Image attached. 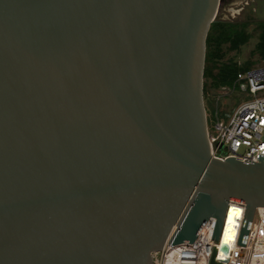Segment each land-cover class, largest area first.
Returning <instances> with one entry per match:
<instances>
[{"label": "water", "instance_id": "1", "mask_svg": "<svg viewBox=\"0 0 264 264\" xmlns=\"http://www.w3.org/2000/svg\"><path fill=\"white\" fill-rule=\"evenodd\" d=\"M220 1L0 0V264H154L228 202L245 245L264 155L211 156Z\"/></svg>", "mask_w": 264, "mask_h": 264}, {"label": "built area", "instance_id": "2", "mask_svg": "<svg viewBox=\"0 0 264 264\" xmlns=\"http://www.w3.org/2000/svg\"><path fill=\"white\" fill-rule=\"evenodd\" d=\"M237 87L247 93V98L233 109L223 108L220 100L230 97ZM211 117L209 124L206 111L212 157L258 163L257 155H264V69L238 73L231 88L214 98ZM244 214L245 206L228 202L218 240L211 239L216 218L210 217L193 242L169 245L167 241L154 264H264V206L256 208L245 245L241 246L237 243Z\"/></svg>", "mask_w": 264, "mask_h": 264}, {"label": "rangeland", "instance_id": "3", "mask_svg": "<svg viewBox=\"0 0 264 264\" xmlns=\"http://www.w3.org/2000/svg\"><path fill=\"white\" fill-rule=\"evenodd\" d=\"M216 19L243 24L245 31L250 34V38L245 44L238 50L226 51L225 56L220 61L222 63H236L238 66L247 65L250 70L264 69V59L261 57V50L257 48L260 33L264 30V0H221ZM217 70L219 69L215 67L212 73H217ZM204 86V103L208 114V123L211 124L213 100L219 93L230 89L231 84L213 87V80L204 78ZM246 98L247 93L242 92L240 87H237L230 97L221 99L220 104L223 108L233 109L241 100Z\"/></svg>", "mask_w": 264, "mask_h": 264}, {"label": "trees", "instance_id": "4", "mask_svg": "<svg viewBox=\"0 0 264 264\" xmlns=\"http://www.w3.org/2000/svg\"><path fill=\"white\" fill-rule=\"evenodd\" d=\"M249 38L250 34L245 31L243 24L218 19L211 24L206 39L204 78L213 80V87L232 84L238 73L250 70L247 65L238 66L236 63H222L220 61L225 56L226 51L238 50ZM259 40L257 48L261 50V57L264 59V30L261 31ZM215 67L219 70L213 74L212 70Z\"/></svg>", "mask_w": 264, "mask_h": 264}, {"label": "bare ground", "instance_id": "5", "mask_svg": "<svg viewBox=\"0 0 264 264\" xmlns=\"http://www.w3.org/2000/svg\"><path fill=\"white\" fill-rule=\"evenodd\" d=\"M233 213H234V211L231 210V215H232ZM231 215H230V216H231Z\"/></svg>", "mask_w": 264, "mask_h": 264}]
</instances>
